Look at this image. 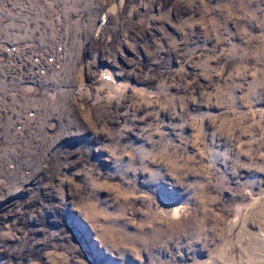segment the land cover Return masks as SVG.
Returning <instances> with one entry per match:
<instances>
[{"label": "rangeland", "instance_id": "obj_1", "mask_svg": "<svg viewBox=\"0 0 264 264\" xmlns=\"http://www.w3.org/2000/svg\"><path fill=\"white\" fill-rule=\"evenodd\" d=\"M0 264H264V0H0Z\"/></svg>", "mask_w": 264, "mask_h": 264}]
</instances>
